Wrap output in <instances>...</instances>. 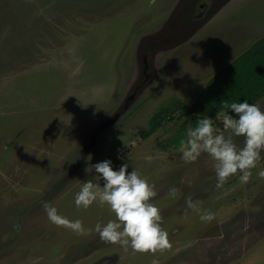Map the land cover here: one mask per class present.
Instances as JSON below:
<instances>
[{
    "label": "rangeland",
    "instance_id": "obj_1",
    "mask_svg": "<svg viewBox=\"0 0 264 264\" xmlns=\"http://www.w3.org/2000/svg\"><path fill=\"white\" fill-rule=\"evenodd\" d=\"M225 1L215 23L254 16L264 36V0H0V264H264V151L247 184L238 172L221 187L207 153L186 163L176 151L186 140L181 124L193 128L190 116L179 120L176 101L183 94L190 102L192 71L208 67L203 79L226 66L218 57L224 35L212 51L191 42L188 56L180 47L155 48L169 23L196 14L202 2L209 11ZM257 104L264 111V100ZM169 108L171 122L144 137L151 118ZM221 118L213 124L227 136ZM232 138L243 147L244 137ZM106 159L155 185L151 202L161 210L170 250L105 243L95 226L115 214L98 203L76 206L87 180L104 183L85 168ZM189 198L215 219L202 222ZM46 202L92 231L56 226Z\"/></svg>",
    "mask_w": 264,
    "mask_h": 264
},
{
    "label": "clouds",
    "instance_id": "obj_2",
    "mask_svg": "<svg viewBox=\"0 0 264 264\" xmlns=\"http://www.w3.org/2000/svg\"><path fill=\"white\" fill-rule=\"evenodd\" d=\"M156 0H152L155 4ZM222 107L235 113V118L225 112L221 117L224 132H217L211 118L205 117L198 121L194 128H189L186 140H181L179 148L186 163L198 160L202 153H207L215 161L217 187L223 186L227 180L241 173L240 181L247 184L252 176V169L257 167L264 151V111L259 104L243 102L222 101ZM233 136L244 137V145L238 148L233 142ZM145 159L151 163L153 156ZM95 169L97 181L103 179V186L99 182L87 180L75 195V204L78 208L87 210L93 203L101 207L107 205L115 214L114 220H109L103 226L97 224L95 232L105 243L131 248L134 252L156 253L170 250L172 244L168 232L162 227L163 217L161 210L151 200L157 196L155 185L150 184L135 169L128 171V164H122L114 170L111 160L91 165L85 168L86 172ZM258 176L264 178V170ZM177 189H170V194L175 196ZM202 202L186 201L187 207L200 215V220L211 223L215 214L209 210L201 211ZM48 219L58 227L72 230L78 235H87L92 230H86L79 219L71 221L58 214L56 207L50 203L43 205Z\"/></svg>",
    "mask_w": 264,
    "mask_h": 264
},
{
    "label": "crops",
    "instance_id": "obj_3",
    "mask_svg": "<svg viewBox=\"0 0 264 264\" xmlns=\"http://www.w3.org/2000/svg\"><path fill=\"white\" fill-rule=\"evenodd\" d=\"M227 4L228 3L226 1L222 2L221 4L212 7L209 11L208 8H205L206 11H203V15H199L198 17L195 16L194 18L191 17L192 19L184 17L183 19H180V22L175 21L174 24L171 23L170 25L172 27V32L170 35L169 33H167V36L165 38L166 42L164 43V45L159 46V50H164L167 53L180 47L182 52H184V54L188 56L189 54H191L190 50L193 49V47L190 48L191 42L194 41L195 43L200 45L194 47L201 48V50L208 49L209 51H212L213 48L216 47L214 41L217 39L218 36L224 35V39H222L223 43H218V57L222 60L223 58L226 60V66L222 69L226 68L241 54L250 49L257 41L264 37H261V35H258L257 33V28H259V25L261 23L257 20V18H254V16H230L226 20L221 19L220 21H218V23H215V18L218 17V14L223 11ZM183 21H185L186 23L183 24ZM225 23H227L229 27H222L223 25H225ZM210 26H212L213 28H211ZM183 49L185 50L183 51ZM211 65H213L212 61L207 64L209 68ZM222 69L216 71L212 70L208 74L211 76L206 75V77L203 79L202 77H198V75L202 72L207 73L208 67H201V71H192L191 74H193L195 78L192 80L196 81L192 84L193 86H191L193 88L189 90L188 94H190L191 96H188L186 98H191V100L190 102H187L183 99L182 96L184 95L182 94L181 97H178V100L176 101L179 102V106H192L193 103L197 100L198 96L203 91V89L205 88L206 84L209 82V80L213 78ZM263 100L264 97L255 104ZM192 114L194 113L191 112L189 114H185L187 116H190V122ZM185 115H181V117H178L179 120L183 121L182 117H184ZM219 117L222 116L220 115ZM218 119H212V121H218ZM179 130L181 134H183L184 130H188L185 127V122L181 124ZM183 136L187 138L185 134H183Z\"/></svg>",
    "mask_w": 264,
    "mask_h": 264
},
{
    "label": "trees",
    "instance_id": "obj_4",
    "mask_svg": "<svg viewBox=\"0 0 264 264\" xmlns=\"http://www.w3.org/2000/svg\"><path fill=\"white\" fill-rule=\"evenodd\" d=\"M264 97V37L250 49L241 54L226 68L220 70L209 80L192 106L180 107V115L193 112L191 123L195 127L198 121L208 117L217 120L225 112L235 117V113L225 110L222 101L256 103ZM177 109V108H176ZM175 108L159 112L151 118L150 128L143 136L152 135L165 119L171 120Z\"/></svg>",
    "mask_w": 264,
    "mask_h": 264
},
{
    "label": "flooded vegetation",
    "instance_id": "obj_5",
    "mask_svg": "<svg viewBox=\"0 0 264 264\" xmlns=\"http://www.w3.org/2000/svg\"><path fill=\"white\" fill-rule=\"evenodd\" d=\"M208 4H209L208 2H202V3H200V4H199V7H200V8H199V10L197 11L196 14H194V13L191 11V12L188 13L189 16H188V15H185V17H186V18L188 17V19H189V18H191V17L194 18L195 16L198 17L199 15H203L202 13H203V11H206V9L208 8V6H209ZM205 8H206V9H205ZM193 14H194V16H193ZM192 18H191V19H192ZM184 23H186V22L183 21V24H184ZM170 24H171V23H169L168 25H170ZM178 24H180V23H178ZM163 30H164V29H163ZM163 30H161V31H163ZM168 30H170V32L168 31V33H169V35H170L171 32H172V28L170 27ZM165 38H166V37H160V38L157 39V42L155 43V48H156V49H159V48H160V47H159L160 45H164V43L166 42ZM153 75H154V73H153ZM154 76H155V75H154Z\"/></svg>",
    "mask_w": 264,
    "mask_h": 264
}]
</instances>
